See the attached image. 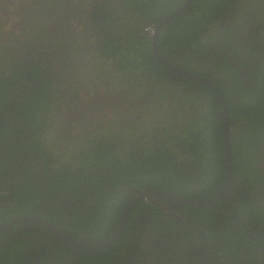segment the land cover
<instances>
[{
  "label": "trees",
  "instance_id": "obj_1",
  "mask_svg": "<svg viewBox=\"0 0 264 264\" xmlns=\"http://www.w3.org/2000/svg\"><path fill=\"white\" fill-rule=\"evenodd\" d=\"M188 1L121 0L116 11L114 0H100L95 24L121 81L133 83L135 70L145 90L160 93L155 105L172 110L140 130L109 119L76 133L75 147L54 118L67 98L48 59L54 43L30 53L21 40L10 50L0 36V228L39 218L87 247L43 223L17 222L0 233V264H264V0H193L158 34L166 62L224 97L227 191L222 99L164 65L147 30ZM42 28L50 36L49 24ZM133 189L181 199L160 194V206ZM121 224L110 244L88 248L110 241Z\"/></svg>",
  "mask_w": 264,
  "mask_h": 264
},
{
  "label": "flooded vegetation",
  "instance_id": "obj_2",
  "mask_svg": "<svg viewBox=\"0 0 264 264\" xmlns=\"http://www.w3.org/2000/svg\"><path fill=\"white\" fill-rule=\"evenodd\" d=\"M9 2L10 0H0V11L5 15L4 20L0 19V27L8 21L9 15L12 12L21 15L16 9V11H10ZM24 2L30 1L24 0ZM49 2L50 0H42L35 4L34 10L26 12L28 13L27 16L21 15L23 18L22 22L25 23L32 21V24L36 26H34L35 33L27 32L25 33V37L30 36L33 38L34 34H41V32L38 31L41 26L39 20L35 19V16L38 15L37 9L40 8L41 10L42 6H46ZM122 2L121 0H114V3L111 4V6L115 5L114 9L119 11V6H121ZM100 3V0H92L90 2L88 0H77L74 4L65 7L64 11L53 6L52 8L55 10L53 11L54 13L62 12L57 15L56 18H52V12L49 9L46 13V16L51 18L46 19L50 31L57 32L58 29L63 43V45L61 43L54 44L55 48L53 51L55 54L51 60L53 62L52 66H54L52 68H55L56 75L60 76L62 82L67 85V98H63L60 103L62 113H58L54 117L56 122L60 124L59 129L67 131L66 137L70 140V143L67 146L71 145L75 147L76 145H79L77 142L78 139L74 136L76 133L93 131L100 124H105L109 119H117L120 120V122L126 121V123H130L134 128L140 130L141 127L153 128L150 122L145 123V125L144 122L147 120L153 121L155 120L154 117H163L166 110H172L171 105L169 106L168 103H165L164 105L158 103V105H155L157 102V96L160 93H156L152 89L145 90L144 88L147 87L145 85L146 82L142 79H137V73L135 70L131 73L135 77L133 83H127L124 79V82L121 81V77L117 74V67L112 60L106 58L103 48L101 47L103 38L100 34V28L95 24L94 20V13L97 10V5ZM117 4H119V6ZM248 5V3L241 1L240 6H242L244 10ZM78 7H82V9H79ZM71 10H74L76 13L84 11L85 16L82 20H79V23L76 22L73 27L70 26L72 28L68 27L67 30H64L61 28L60 22L67 25L69 24L67 20L71 16ZM21 24V22L13 23V28L10 31L19 28ZM82 25L85 28L84 33L77 30V27ZM0 36L2 40L3 38L5 40L11 37L10 32L1 29ZM87 36H94L96 42L88 46L86 44ZM17 41L16 38L14 42H10V50H20L22 48L23 42ZM96 43H99V45L97 46ZM71 45H73V49L69 51L68 48ZM29 51L30 53L32 52L30 48ZM14 54L16 53L14 52ZM16 56L19 57L22 55L16 54ZM103 64H107V66H104ZM115 77L119 78L118 81L115 80ZM90 83H101L105 85L109 90V94L101 96L102 98L95 96L86 102L81 100L76 96L75 92L95 93L96 86L89 88ZM109 96H113V100L109 101ZM61 97L63 96H60V98ZM170 102L172 103L173 101L170 100ZM64 107L66 112H64ZM156 111L158 112L157 114H155ZM108 113H112L113 118H109L107 115ZM122 114H125V117H122ZM187 119L188 118L184 116L180 120L187 121ZM137 199H139V195Z\"/></svg>",
  "mask_w": 264,
  "mask_h": 264
},
{
  "label": "rangeland",
  "instance_id": "obj_3",
  "mask_svg": "<svg viewBox=\"0 0 264 264\" xmlns=\"http://www.w3.org/2000/svg\"><path fill=\"white\" fill-rule=\"evenodd\" d=\"M30 2H24V0H10L9 2V8H10V11L13 10V11H16L18 10V13H21L22 16H27L28 13L26 12H29L30 10H34V6L36 3L42 1V0H29ZM77 0H50L49 3H47V5H43L42 6V9L40 10L37 9V12H38V15H36L35 19L38 20V18H40L39 20V24H40V28H39V32L42 31V27H43V24L47 23L46 22V19L49 18L46 16V13L48 12V9L52 12V18H56L57 15L61 14L62 12H59V13H54L53 11L54 8H52L53 6L55 7H58L60 8L61 10H65V7L69 6V5H72L76 2ZM89 2L92 1V0H88ZM79 9H82V7H78ZM16 9V10H15ZM70 10V9H69ZM67 10V11H69ZM12 12V11H11ZM35 12V11H34ZM71 16L69 17V19L67 20L68 21V25L67 24H64L62 22H60V26L62 29L64 30H67L68 27L70 26H74L76 21L77 20H82L85 16V12L84 11H80V12H75L74 10H71L70 12ZM17 14V13H14L12 12L10 15H9V19L8 21L5 22V24H3L0 29L1 30H4L6 32H10V35L11 37L7 38L4 40L3 38V42H7L6 44H9L10 42H14V40L17 38L20 42L23 41L24 43H26V45L28 44L29 45V48L31 46H33V48L37 51V50H43L45 44L46 46H49L51 45L52 43L54 44H58V43H62V37L60 35V31L57 29V32H52L50 34V36H43V34H32L33 35V38L31 39L30 36H28L27 38H25L24 36H22L23 33H26V32H29V33H35V29H34V26L32 24V21H28V22H22V16ZM0 19H5V15L3 12L0 11ZM51 19V18H49ZM15 22H21V26L19 28H16L14 31H10L13 27V23ZM36 27V26H35ZM70 27V28H72ZM77 30L81 33H84V30L85 28L82 26H78L77 27ZM88 38H86V44L88 46L92 45L93 43L96 42V38L94 36H87ZM97 46L99 45V43H96ZM25 45V46H26ZM72 46V45H71ZM68 50L70 51L71 48L69 46ZM95 50V49H93ZM34 51V50H33ZM34 54V53H32ZM51 62V58L49 57L48 58ZM53 65V62L51 63ZM92 86H96L95 88V93L94 92H88V93H80V95L78 94V98H80L81 100H84L85 102L86 101H89V99L97 96L99 98H102L101 96H105L106 94H109V90L107 89V87L103 84H93V83H90V86L89 88H91ZM79 93V92H78ZM108 100L111 101L113 100V96H109L108 97ZM111 103V102H110ZM111 105V104H110ZM64 112H66V109L64 107ZM109 116V118H113V115L112 113H108L107 114Z\"/></svg>",
  "mask_w": 264,
  "mask_h": 264
},
{
  "label": "water",
  "instance_id": "obj_4",
  "mask_svg": "<svg viewBox=\"0 0 264 264\" xmlns=\"http://www.w3.org/2000/svg\"><path fill=\"white\" fill-rule=\"evenodd\" d=\"M192 1L193 0H189L188 2H186L183 7H181L180 9L175 11L173 14H171L163 23L155 26V31H154V34L152 36V38H153V47H154V51H155L156 56L158 57V59L164 65H167L172 70H174V71H176L178 73L185 74V75H188V76H191V77H194V78H197V79L201 80L202 82H204V83L208 84L209 86H211L218 93V95H220V97L222 99L221 101H222V104H223V108H224L223 109V119H224L223 134H224V145H225V148H226V156H227V164H228V180H227V184H226V187H225L224 191H227L228 184L230 183V181H231V179L233 177V165H232V157H231L230 144H229V134H230V131H231V127H230V124H229V121H228V111H227V106H226L224 97L221 94V92L219 91V89L211 81H209L208 79L203 78L201 76H198L196 74L190 73V72L182 71V70H180L178 68H175L174 66L170 65L168 62H166L163 59L162 55L160 54L159 47H158V34H159L163 24L167 20H169V18H171L172 16H175L176 14L181 12L184 8L188 7L192 3ZM133 191L136 192L139 195V199H146L147 201H152L155 204L161 205V206H162V204H161V201H160V194H169L172 197L180 198L177 195H175L174 193L163 191V190L145 191V190L133 189ZM182 200H184L186 202H189L191 204H194V205H203V204H208V203H211V202L215 201V199L214 200H205V201H199V200H194V199H182ZM23 221H25V222H40V223H43L44 225H46L47 228H49L50 230L55 232L58 236L63 237L64 239L68 240L70 243L74 244L77 247H80V248L83 247L82 245L77 244L74 241L70 240L68 237H66L65 234L62 233L60 231V229H58L56 226L52 225L51 223H49L47 221L41 220L39 218H34V217L15 218L11 222H9V223L5 224L4 226H2L0 228V233L2 231H4L5 229H7L8 227H10L11 225H13L14 223L23 222ZM121 230H122V224H121V227L119 228V230L117 231L116 235L110 241H108V242H106V243H104L102 245H99V246L88 247V248H99V247L105 246L107 244H110L118 236V234L121 232ZM83 248H87V247H83Z\"/></svg>",
  "mask_w": 264,
  "mask_h": 264
},
{
  "label": "clouds",
  "instance_id": "obj_5",
  "mask_svg": "<svg viewBox=\"0 0 264 264\" xmlns=\"http://www.w3.org/2000/svg\"><path fill=\"white\" fill-rule=\"evenodd\" d=\"M76 22L79 23V20H77ZM75 29H76V27H75ZM147 30H149V31L151 32L152 36H153L154 31H155V25H154V26H151V27H148ZM152 39H153V38H152ZM227 190H228V189H227ZM220 195H222V194H220Z\"/></svg>",
  "mask_w": 264,
  "mask_h": 264
}]
</instances>
